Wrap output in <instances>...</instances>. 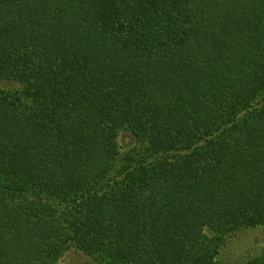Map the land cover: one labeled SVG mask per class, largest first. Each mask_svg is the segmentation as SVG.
I'll return each instance as SVG.
<instances>
[{
    "label": "trees",
    "instance_id": "obj_1",
    "mask_svg": "<svg viewBox=\"0 0 264 264\" xmlns=\"http://www.w3.org/2000/svg\"><path fill=\"white\" fill-rule=\"evenodd\" d=\"M260 226L264 0H0V264H226Z\"/></svg>",
    "mask_w": 264,
    "mask_h": 264
},
{
    "label": "rangeland",
    "instance_id": "obj_2",
    "mask_svg": "<svg viewBox=\"0 0 264 264\" xmlns=\"http://www.w3.org/2000/svg\"><path fill=\"white\" fill-rule=\"evenodd\" d=\"M122 150L129 146L132 138L127 133L119 136ZM264 248V226L239 230L231 234L223 246L219 259L222 263L239 262ZM57 264H98L78 249L68 251Z\"/></svg>",
    "mask_w": 264,
    "mask_h": 264
}]
</instances>
